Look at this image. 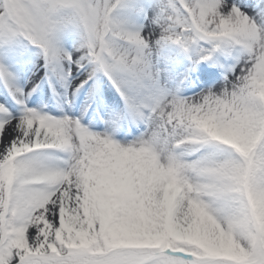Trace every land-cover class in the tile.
Here are the masks:
<instances>
[{"label": "rangeland", "instance_id": "1", "mask_svg": "<svg viewBox=\"0 0 264 264\" xmlns=\"http://www.w3.org/2000/svg\"><path fill=\"white\" fill-rule=\"evenodd\" d=\"M117 2L0 0L1 253L47 240L264 264V0ZM48 108L55 136L32 129ZM45 169L61 176L42 185L75 177L77 196L45 206ZM131 172H163L173 201L127 195Z\"/></svg>", "mask_w": 264, "mask_h": 264}, {"label": "bare ground", "instance_id": "2", "mask_svg": "<svg viewBox=\"0 0 264 264\" xmlns=\"http://www.w3.org/2000/svg\"><path fill=\"white\" fill-rule=\"evenodd\" d=\"M46 115L40 116L38 115L36 117L37 121L32 129L34 130H40L45 133H52V135H56V130L54 128H57L54 125V117L51 115L50 108L46 109ZM19 120V119H16ZM20 121V120H19ZM21 122V121H20ZM3 128H6V133L9 139L12 141H19L23 133L26 131V128L21 126L17 122H12L8 125H4ZM95 128V127H94ZM164 171L165 168L161 165L158 168V171ZM36 175H38V178H42L41 186H38V191L42 195L43 199L45 200V206H49L51 203H53L55 200H58L62 197H67V195H74V197L77 196L78 190L77 187L79 186L78 182H76L75 177H71L68 182H61L57 183L55 188L42 185L46 181H43L45 178L50 181L57 180L61 176V172L59 170H44L41 172H38ZM46 175V176H45ZM149 178V176H148ZM146 177H141L139 174L131 172L130 173V185L132 188L128 190L127 195L132 194L133 192H136V194L139 195L141 198H150L151 202L148 208H156L161 207L166 203L173 201V193H172V187L166 182V176L163 172L160 174H157L154 178L148 179ZM143 185V192L140 191L141 189H136L138 185ZM130 192V193H129ZM71 197V196H69ZM144 204V203H143ZM144 206V205H143ZM189 215L182 214L181 219L186 223V219ZM190 219V218H189ZM191 221V220H188ZM179 222V219L178 221ZM178 224V223H176ZM177 226V225H176ZM179 228V226H177ZM209 233H216L215 231L212 232V230L208 231ZM218 234V233H217ZM218 237V235H217Z\"/></svg>", "mask_w": 264, "mask_h": 264}, {"label": "trees", "instance_id": "3", "mask_svg": "<svg viewBox=\"0 0 264 264\" xmlns=\"http://www.w3.org/2000/svg\"><path fill=\"white\" fill-rule=\"evenodd\" d=\"M10 0H6V8L11 11L9 7ZM141 0H125V5H134L139 4ZM6 17H11V13L6 14ZM48 245L47 242L44 243L42 252L29 255L24 259H20L15 262H10L5 256H1L0 253V264H132L136 257H145L153 252L155 249H140L136 251L135 249H119L111 251L103 256H95L90 259L91 254L86 250V248L80 249H71L67 254L59 255L55 252L47 251ZM157 251V250H155ZM173 260L176 264H182L183 260L182 255H177L173 253ZM195 264H241L236 260L232 259H205V260H192Z\"/></svg>", "mask_w": 264, "mask_h": 264}]
</instances>
